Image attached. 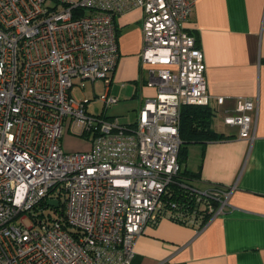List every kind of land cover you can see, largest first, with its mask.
Listing matches in <instances>:
<instances>
[{
	"label": "built area",
	"instance_id": "1",
	"mask_svg": "<svg viewBox=\"0 0 264 264\" xmlns=\"http://www.w3.org/2000/svg\"><path fill=\"white\" fill-rule=\"evenodd\" d=\"M194 2L0 0V264H126L160 218L204 225L224 211L233 186L181 184L200 208L190 215L167 200L181 106L225 101L208 94L203 52L184 27ZM133 8L143 12L139 64L155 93L120 123L105 113L119 101L109 92L114 17ZM74 78L103 80L99 110L73 94ZM234 102L223 122L251 138L254 99ZM65 129L88 149L64 150Z\"/></svg>",
	"mask_w": 264,
	"mask_h": 264
},
{
	"label": "crops",
	"instance_id": "2",
	"mask_svg": "<svg viewBox=\"0 0 264 264\" xmlns=\"http://www.w3.org/2000/svg\"><path fill=\"white\" fill-rule=\"evenodd\" d=\"M142 15L133 8L114 17L119 56L109 86L137 110L155 93L139 64ZM184 27L203 52L208 94L225 101L208 104L211 129L223 137L188 143L182 166L197 188L233 189L224 211L202 226L170 217L147 226L126 264H264V0H195ZM244 96L255 102L251 138L223 122Z\"/></svg>",
	"mask_w": 264,
	"mask_h": 264
},
{
	"label": "trees",
	"instance_id": "3",
	"mask_svg": "<svg viewBox=\"0 0 264 264\" xmlns=\"http://www.w3.org/2000/svg\"><path fill=\"white\" fill-rule=\"evenodd\" d=\"M261 61H264V56H262ZM212 114L213 112L208 105L185 104L181 106L178 127L181 144L177 155L180 170L175 177V182L170 186V194L167 198V200L176 204L172 213L180 214L181 212L182 215H190L193 210L200 209L195 204V195L187 188L181 186V184L194 186L190 182L194 174L183 168L182 163L185 158L188 143L203 142L205 140L223 137V134H217L211 129ZM170 218L184 223L174 216ZM204 222L203 219L202 223L198 224V226L203 225Z\"/></svg>",
	"mask_w": 264,
	"mask_h": 264
},
{
	"label": "rangeland",
	"instance_id": "4",
	"mask_svg": "<svg viewBox=\"0 0 264 264\" xmlns=\"http://www.w3.org/2000/svg\"><path fill=\"white\" fill-rule=\"evenodd\" d=\"M73 83L72 92L77 98L83 99L86 97L91 99L87 105L88 111H91L93 107H97V110H99L100 104L94 99V96L104 91L105 84L103 80L97 79L92 82L90 79L74 78ZM123 93L121 92L119 94V101L108 107L105 113L108 115H116L120 123H132L137 116V109L132 106L130 100L123 99ZM78 129L75 128L74 132H78ZM61 147L66 151L86 150L89 147V142L84 136L72 134L71 131L65 129L61 138Z\"/></svg>",
	"mask_w": 264,
	"mask_h": 264
},
{
	"label": "water",
	"instance_id": "5",
	"mask_svg": "<svg viewBox=\"0 0 264 264\" xmlns=\"http://www.w3.org/2000/svg\"><path fill=\"white\" fill-rule=\"evenodd\" d=\"M49 203L52 204V205H55L56 204V200H50Z\"/></svg>",
	"mask_w": 264,
	"mask_h": 264
}]
</instances>
